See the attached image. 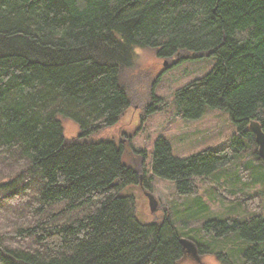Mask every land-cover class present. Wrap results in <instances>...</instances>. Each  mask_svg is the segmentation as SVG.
I'll list each match as a JSON object with an SVG mask.
<instances>
[{"label": "trees", "instance_id": "1", "mask_svg": "<svg viewBox=\"0 0 264 264\" xmlns=\"http://www.w3.org/2000/svg\"><path fill=\"white\" fill-rule=\"evenodd\" d=\"M136 48L213 57L210 71L175 91L176 113L198 119L225 110L238 132L228 147L187 157L158 136L153 176L197 195V179L246 151L243 137L256 144L251 124L264 131V0H0V172L8 178L0 216L10 215L0 264H182L185 233L169 215L144 222L135 212L126 189L140 176L123 145L91 140L130 104L122 77ZM151 95L146 116L160 102ZM59 117L78 125L74 139ZM251 153L263 160L253 180L264 185V159ZM202 230L238 234L249 243L240 264H264V214L209 219Z\"/></svg>", "mask_w": 264, "mask_h": 264}, {"label": "rangeland", "instance_id": "2", "mask_svg": "<svg viewBox=\"0 0 264 264\" xmlns=\"http://www.w3.org/2000/svg\"><path fill=\"white\" fill-rule=\"evenodd\" d=\"M214 64L213 57L186 59L178 54L167 58L159 57L150 48H136L132 65L124 70L122 77L130 98L129 106L114 125L101 128L91 136L92 141L109 139L121 143L124 161L138 171L139 183L126 189L133 195L137 216L144 222H159L169 215L180 232L185 233L181 238L195 244V255L185 251L182 264H240L239 249L249 243L236 233L224 238L211 233L205 235L202 224L214 218L238 216L243 219L257 213L264 214V185L253 180L257 176L256 167L263 160L256 159L251 153L258 150L257 143L253 144L245 137L246 151L232 158L213 176L196 180L197 195H179L173 181L152 175L151 154L158 136L169 141L175 155L187 157L207 148L228 147L238 134L225 110L207 109L198 119H184L176 113L175 91L205 75ZM151 92L160 98V102L157 103L158 110L146 116L145 108L152 98ZM59 119L66 140L74 139L80 131L78 125L66 117ZM17 172L18 168H15ZM6 179V175L3 177L0 172V183ZM232 189L238 193H230ZM146 191L157 200L154 211H151ZM198 202L207 208H201L199 212ZM9 219L10 215L8 218L0 216V231L7 228ZM199 244L204 246L203 251Z\"/></svg>", "mask_w": 264, "mask_h": 264}, {"label": "water", "instance_id": "3", "mask_svg": "<svg viewBox=\"0 0 264 264\" xmlns=\"http://www.w3.org/2000/svg\"><path fill=\"white\" fill-rule=\"evenodd\" d=\"M251 129L254 132L256 143L258 145V153L260 157L264 159V131H262V129L256 124H251ZM145 194L149 199L151 211H154L157 205V200L155 196L149 191H146ZM181 244L184 250L195 255L197 249L193 242L183 238L181 239Z\"/></svg>", "mask_w": 264, "mask_h": 264}, {"label": "bare ground", "instance_id": "4", "mask_svg": "<svg viewBox=\"0 0 264 264\" xmlns=\"http://www.w3.org/2000/svg\"><path fill=\"white\" fill-rule=\"evenodd\" d=\"M162 136V135H161ZM133 170V169H132ZM138 174V173H137ZM128 185V184H127ZM130 185V184H129ZM134 185V184H133ZM252 198V197H251ZM132 201V200H131ZM186 251V250H185ZM225 257V256H224Z\"/></svg>", "mask_w": 264, "mask_h": 264}]
</instances>
